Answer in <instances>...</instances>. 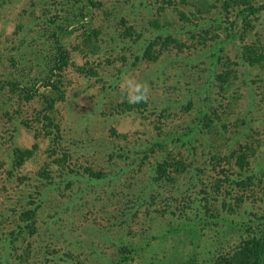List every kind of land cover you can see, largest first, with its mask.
Wrapping results in <instances>:
<instances>
[{"label":"rangeland","instance_id":"374dc122","mask_svg":"<svg viewBox=\"0 0 264 264\" xmlns=\"http://www.w3.org/2000/svg\"><path fill=\"white\" fill-rule=\"evenodd\" d=\"M92 2L97 37H62L71 60L51 77L59 90L39 82L47 95L27 100L6 80L46 64L44 18L57 9L0 0V264H213L264 231V9L228 40L217 24L202 37L195 27L225 14L223 0L199 1L202 11L190 0ZM168 35L179 44L163 49ZM150 40L157 60L144 56ZM127 76L149 85L143 105H124ZM229 150L246 153L243 169ZM165 159L173 166L159 172Z\"/></svg>","mask_w":264,"mask_h":264},{"label":"trees","instance_id":"16d2710c","mask_svg":"<svg viewBox=\"0 0 264 264\" xmlns=\"http://www.w3.org/2000/svg\"><path fill=\"white\" fill-rule=\"evenodd\" d=\"M53 4V8L57 9L55 13L51 12V15L47 14L46 12L43 13V16H47V18H44V22L47 23V27L49 29V32L51 31V39L50 41V47L46 49L48 53H46L45 60L46 64H44L43 68L37 72V74L28 77V79L25 81L20 78L10 79L6 80V84L9 86L11 92L18 93L20 97H24V99L31 100L37 95H44L45 91L40 92L39 88L36 87V84L39 82H43L45 87H50L53 89L59 90L58 83L52 81V75H54L55 70H64L67 65L70 63L71 56L70 53L66 50V47L64 46V42H62L61 38L66 37L69 35H72L75 33L79 28H83L85 30V33L88 35L87 41L85 42H91L92 38H96L98 35L97 31H90L87 26L89 25V16L91 15L88 11H91L92 7V0H51ZM183 2H187L188 0H182ZM192 5L197 7V10H201L202 8L198 9L197 3L200 4L201 1H209V0H190ZM200 1V2H199ZM163 2H167V4H172V0H163ZM209 3V2H207ZM93 5H98L94 4ZM59 8V9H58ZM91 8V9H90ZM223 12H221L220 15L213 16L212 18H206L205 21H200V23H196L195 27L200 29V37L201 33H208L207 29H209L208 26L211 25H218L222 30H224L225 34L227 35L228 40H234L235 35L237 34L238 29L242 28L244 31L251 26L253 17L255 18V15L259 14V11L264 9V3L259 2V0H223L222 5ZM52 5L46 8V11H51ZM87 11V13H86ZM233 15L229 16L230 14ZM61 12V13H60ZM180 17L182 19L189 20V15L187 12L180 11ZM49 16V17H48ZM92 18V15L91 17ZM244 21V24L242 25L239 21ZM122 23H126L125 18H121ZM35 22V21H33ZM156 24L159 26V22H156ZM156 25V26H157ZM212 27V26H211ZM133 27L127 26L125 27V30L128 34L133 33ZM191 29V28H190ZM237 30V31H235ZM188 31H191L188 29ZM165 40L167 41L165 44ZM173 41L178 42L177 38H175L172 35H168L166 39L164 38L163 43L165 44L164 48L169 47L168 43H171ZM221 43V42H220ZM157 44L156 40H153L148 43L144 56L147 59L151 60H157L162 53V50H155V45ZM179 44V42L177 43ZM91 45V44H90ZM95 47L97 48L98 45L94 42ZM248 49L247 52H251L250 47H246ZM220 48H218V51L215 49V51L212 53L213 57H216L217 61L221 59V56L219 54ZM34 52V59L39 60L41 57V54H38L39 49ZM34 50V51H35ZM40 52V51H39ZM41 53V52H40ZM256 54V52H254ZM260 57H263L262 55H259ZM249 57V60L252 59L251 56ZM215 60V59H214ZM213 60V62H215ZM246 60V59H245ZM91 74L97 75V72L94 71V69H91ZM235 73L232 69L225 70L224 72L218 73L216 76L218 79H222V83H228L230 84L231 76ZM59 80H57L58 82ZM6 88V85L4 83L0 84V95L4 94V90ZM143 105V102L140 103ZM124 105L128 107H132L134 104H130L127 101L124 102ZM49 117V116H46ZM211 117L209 115L203 116V122L202 125H205L207 128L212 127V121L210 119ZM228 153V159H231L233 162L235 160V163L239 169L244 168V164L248 163L246 153H238L236 150H229ZM216 158V156L214 157ZM219 158V157H217ZM224 157V159H227ZM223 159V158H222ZM163 162V163H162ZM162 162H159V172H164V169L167 165L173 166L171 164L170 160H163ZM178 162V161H177ZM175 163V165L177 164ZM229 176H225L226 180H223L222 184H220V187L228 186L230 185V180L228 178ZM233 181V180H232ZM251 181H253V177H246L244 180H242L241 184L247 185ZM225 183V184H223ZM125 260V261H124ZM130 258L128 256H125L123 260H117L113 264H129ZM213 264H264V231L261 232H252L248 235H246L241 243L234 248H230L228 251L216 255Z\"/></svg>","mask_w":264,"mask_h":264},{"label":"clouds","instance_id":"9594fccd","mask_svg":"<svg viewBox=\"0 0 264 264\" xmlns=\"http://www.w3.org/2000/svg\"><path fill=\"white\" fill-rule=\"evenodd\" d=\"M119 87L124 98L130 104L147 102L149 99V85L146 82L136 79L134 76L125 77Z\"/></svg>","mask_w":264,"mask_h":264}]
</instances>
